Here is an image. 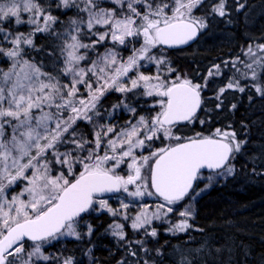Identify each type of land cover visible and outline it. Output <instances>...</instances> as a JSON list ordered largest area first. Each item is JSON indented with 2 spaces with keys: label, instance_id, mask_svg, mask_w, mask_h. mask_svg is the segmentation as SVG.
<instances>
[{
  "label": "snow or ice",
  "instance_id": "1",
  "mask_svg": "<svg viewBox=\"0 0 264 264\" xmlns=\"http://www.w3.org/2000/svg\"><path fill=\"white\" fill-rule=\"evenodd\" d=\"M106 2L0 0V61L8 65L7 70L0 68V264H76L73 257L46 253L45 246L64 236L87 239L91 244L97 228L85 217L93 212L131 220L130 228L140 239H132L120 223L110 224L105 232L116 237L129 256H139L134 264H164L165 260L201 264L205 245L175 248L167 255L162 248L149 247L159 243L160 231L154 221L167 222L164 231L174 236L193 230L191 202L221 180L235 178L237 156H244L251 143L244 122H240L239 136L228 125L215 127L208 135L181 137L176 126L183 122L205 125L215 117L201 119L202 113L238 110L237 104H225L229 90L246 93L247 89L252 93L247 95L250 103L254 98L264 100V34L262 42L252 41L242 49L246 59L237 56L224 61L238 78L232 75L218 89L209 87L208 78L214 85L215 77L224 74L219 64L207 71L201 83L179 76L170 81L160 72L146 75L140 71L141 62L147 61L175 73L161 51L163 46L188 45L209 27V19L229 17L233 9L240 12L246 0H236L235 5L229 0L207 5L205 0H111L112 6H104ZM205 7L206 15H195ZM70 12L74 15L69 16ZM23 25L29 30L15 27ZM37 36L48 41L47 47L37 43ZM117 45L131 46L132 55L124 58L116 51ZM101 47L103 52L98 51ZM153 49L161 54H152ZM133 71L134 77L129 75ZM112 91L122 94L112 105L113 111L123 107L138 117L120 130L97 123L104 119L100 101ZM206 91L214 95H202ZM138 96L159 97L153 107L159 105L160 111L138 115ZM212 99L214 107L206 108V101ZM78 121L93 126L91 140L80 132ZM162 137L174 145L136 156L138 149L150 148ZM253 146L260 154L248 157L251 171L264 175V143ZM121 165L131 169V174H117ZM145 168L149 169L147 177ZM18 181L26 182L25 186L11 195ZM105 193L162 200L155 207L142 205L129 217L130 205L118 200L120 206L114 209L103 198ZM170 216H176L177 222L172 223ZM92 247L87 249L89 254ZM118 264L129 262L121 259Z\"/></svg>",
  "mask_w": 264,
  "mask_h": 264
},
{
  "label": "trees",
  "instance_id": "2",
  "mask_svg": "<svg viewBox=\"0 0 264 264\" xmlns=\"http://www.w3.org/2000/svg\"><path fill=\"white\" fill-rule=\"evenodd\" d=\"M48 2L51 3L52 0H48ZM214 2L215 0H205L206 5ZM239 2L245 3V0H239ZM229 4L235 5L236 0H229ZM104 6H112L111 0H107ZM206 14L207 7L195 12V15L198 16ZM68 15L72 16L74 13L70 12ZM61 19L66 21L67 17L61 16ZM229 19L232 21L231 23L227 22ZM208 23L209 27L202 31L200 38L193 45L182 50L162 48L161 51L168 57L171 67L176 69L175 74L178 73L181 78L187 77L195 83L203 82V79L207 78V71L212 69L213 65L219 64L224 74L215 77L214 85L211 82L212 78H208L209 87L218 89L224 87L227 80L235 74L229 71L231 64L226 68L224 61L235 60L237 56L241 57L242 49L252 41L262 42L260 37L264 34V0H246L245 9L240 12L233 9L230 16L225 18L214 16L209 19ZM15 27L20 31L29 30L27 25ZM37 43L45 47L48 45V41L41 36H37ZM33 55L36 54L33 53ZM36 58L40 59L38 56ZM7 67V64L0 61V68L7 70ZM244 83L245 81L241 80V84ZM251 94L247 89L246 93L229 90L225 93L227 97L225 104H237L238 110L230 111L225 108L219 112V115L216 111L202 113L201 119H205L206 115L215 117L205 125L185 122L176 126L179 128L177 135L181 137H192L196 133L208 135L215 127L225 128L228 125H232L239 136L240 122H244L249 126L251 143L246 146L244 156H237L235 163L238 173L235 178L229 177L222 183L213 185L197 199L194 207L195 216L190 221L193 224V230L174 236L164 231L167 225L165 226L160 221H154V226L158 227L160 231L159 243H150L149 247L162 248L167 255L172 253L175 248L187 250L205 245L201 253V264H264V175L252 173L253 164L248 162V157L252 154H260L258 147L253 145L264 143V139H261V133H264V127H261V121H264V100L254 98L250 103L247 95ZM202 95L212 97L214 91H206ZM120 98L116 93H107L101 99L100 106L102 107H98L104 117L102 124H109L110 120L107 122L105 119L109 113H113L112 121L114 120L115 126H127L129 122L138 118L128 111L124 113L125 108L123 107H121L123 110L118 113L113 111L112 105L117 104ZM137 99L139 100L137 113L142 115L145 113L141 110L145 109L146 105L142 103L145 99L139 96ZM215 103L214 99L206 101V108L212 109ZM78 123L80 132L91 140L93 138L91 124L86 121L82 123L78 121ZM174 143H156L155 146L163 148L174 145ZM103 150L104 146L102 145L101 155ZM128 162L130 160L126 163ZM256 168L257 172L261 171L259 164L256 165ZM116 172L127 175L131 173V169L126 165H121L116 169ZM158 201L161 200L158 199ZM85 219L97 228L91 238V244L87 239L66 238L62 244L55 241L51 245L45 246L47 253L73 257L76 264H118L121 259H125L129 264H134V260L139 258V256L137 258L129 256L126 247L116 237L105 232L110 224L117 221L124 225V230L129 233L132 239H140V234L134 233L130 224L119 221L107 212H93ZM175 219L178 218L170 216L171 221H176ZM195 229H203V231ZM89 247H92L90 254L87 252ZM217 248H220L221 251L216 252ZM133 250H135V246H133ZM246 252L249 254L245 255ZM156 259L159 261V258ZM40 264H49V262L41 261ZM164 264H171V261L165 260Z\"/></svg>",
  "mask_w": 264,
  "mask_h": 264
},
{
  "label": "rangeland",
  "instance_id": "3",
  "mask_svg": "<svg viewBox=\"0 0 264 264\" xmlns=\"http://www.w3.org/2000/svg\"><path fill=\"white\" fill-rule=\"evenodd\" d=\"M85 42H88V40H85ZM107 43V47H112V44H111V42H106ZM134 43H135V41H134ZM140 45L137 43L136 44V47H139ZM244 49H246V48H244ZM98 51L99 52H103L104 51V48L103 47H101V48H99L98 49ZM116 51L121 55V56H123L124 58H127L128 56H130V55H132V48H131V46H128L127 48L125 47V46H119V45H117L116 46ZM152 54H154V55H157V56H159L160 54H161V51H157L156 49H153L152 50ZM166 55V54H165ZM242 55V54H241ZM93 58H95V57H93ZM241 59H246V57H244L243 55L241 56ZM141 64H142V66H141V68H140V71L141 72H143L144 74H146V75H155L157 72H160L161 73V75L164 77V78H166V79H168V80H175L176 78H177V76H179V74L178 73H168L165 69H163V67L162 66H156V65H154L153 63H150V62H147V61H142L141 62ZM238 67H239V65H237ZM135 71V70H134ZM134 71L132 72V73H129V75L130 76H133L134 77ZM180 77V76H179ZM237 77H238V74H237ZM126 79V78H125ZM109 93H116L117 95H119L120 97L122 96V94H120V93H118V92H114V91H112V92H109ZM145 100H144V102H142V103H144L145 105V110H147V109H150V112L149 111H145V113H143L142 115H154L156 112H158V111H160V107H159V105H155L154 107H153V105L155 104V100H158L159 99V97H143ZM120 110H123V108H118V109H116L115 110V113H118ZM124 111V113H126L127 112V110L126 109H124L123 110ZM114 113V114H115ZM67 115V114H66ZM112 117H114L113 116V113H111V115H108L105 119H106V121L107 122H109V120H110V122H109V124H107V125H111V126H115V123L112 121ZM102 120H97V123H100V124H102V123H104V122H102ZM136 122V120H134L132 123H135ZM128 125V124H127ZM116 128H117V130H120L121 128H124V127H126V126H123V127H121V126H115ZM91 131H92V133H93V131H94V128H93V126L91 125ZM173 131L174 132H176V129L174 128L173 129ZM176 134H177V132H176ZM111 135L112 134H109V136L111 137ZM156 143H166V144H170V143H174V141H171V140H168V139H166V138H161L160 140H156V141H154L152 144H151V147L150 148H145V149H143V150H137L136 151V156L137 157H139L140 155H141V153L143 154V155H148L149 153H150V151H155V150H157V149H159V148H162V147H156L155 145H156ZM104 146V145H103ZM49 159H50V157H49ZM128 163H130V162H128ZM78 167V166H77ZM30 172H31V170H29V174H30ZM148 172H149V169L148 168H145L144 169V172H143V175L145 176V177H147L148 176ZM120 173V172H119ZM118 173V174H119ZM53 174H55V172L53 173ZM129 174H131V173H129ZM129 174H127V175H129ZM119 175H121V174H119ZM127 175H124V176H127ZM224 180H221L219 183H217V184H220V183H222ZM25 183L26 182H24V181H18L17 182V185H14L13 186V188H14V191H12V190H10V193H11V195H15L16 194V192H19L24 186H25ZM216 185V184H215ZM201 187L203 186L202 184L200 185ZM129 189H130V191L131 190H133V186H129ZM149 190H151V188H149ZM202 194V193H201ZM200 194V195H201ZM200 196H198L194 201H192L191 203L194 205V207H195V203H196V201H197V199L199 198ZM104 199H107L108 200V202H109V204L114 208V209H118L119 208V203H118V200H123V202L124 203H128L130 206H129V208H128V210H127V213H128V215H129V217H133V216H135L136 214H137V212L139 211V209L142 207V205H144V204H148V205H151L152 207H155V205L157 204V203H159V202H161V201H158V198H156V197H143V198H131V197H128L126 194H124V193H119V194H115V195H113V196H110V197H107V198H104ZM144 199H147V200H145L144 201ZM137 201H139V202H137ZM194 210H195V208H194ZM113 217V216H112ZM115 218H117V219H119V221L121 220L122 222H124V223H128V224H131V220L129 219L128 221H125L122 217H115ZM169 220H170V217H169ZM176 221H171L172 223H176L177 222V219H175ZM87 221V220H86ZM161 223H164L165 224V226L167 225V227L169 226L168 225V223L167 222H162V221H160ZM113 223H117V221H115V222H113ZM79 230V229H78ZM66 238H73V237H69V236H64V237H61L59 240H56V242H60L61 244L63 243V240H65ZM53 242H55V241H52L51 243H53ZM51 245V244H50ZM46 246H48V245H46ZM46 253H47V251H46Z\"/></svg>",
  "mask_w": 264,
  "mask_h": 264
},
{
  "label": "water",
  "instance_id": "4",
  "mask_svg": "<svg viewBox=\"0 0 264 264\" xmlns=\"http://www.w3.org/2000/svg\"><path fill=\"white\" fill-rule=\"evenodd\" d=\"M200 36H201V34L197 37V39L195 41L190 42L188 45H181V46H176V47L163 46V48L167 49V50H182L183 48H187V47L193 45V43H195L200 38ZM183 123H185V122H183ZM102 195H103V198H107V197L115 195V193H105ZM159 199L162 200V198H159Z\"/></svg>",
  "mask_w": 264,
  "mask_h": 264
}]
</instances>
